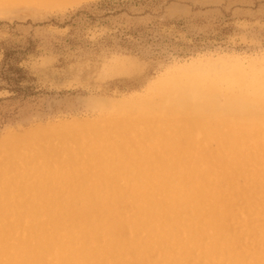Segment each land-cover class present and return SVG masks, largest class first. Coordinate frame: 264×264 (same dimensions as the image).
I'll return each instance as SVG.
<instances>
[{"label": "rangeland", "instance_id": "1", "mask_svg": "<svg viewBox=\"0 0 264 264\" xmlns=\"http://www.w3.org/2000/svg\"><path fill=\"white\" fill-rule=\"evenodd\" d=\"M103 1L128 0H19L0 8V251L4 247L9 258L4 261L10 262L15 250L25 245H37L34 238L37 236L46 242L58 239L63 258L69 257L71 250H83L100 262L106 260L107 264H179L186 258L184 255H189L192 264L208 261L207 264H228L226 257L225 260L218 256H212L208 261L204 259L205 251L209 250L204 241L217 242L224 233L225 240L232 243L226 247L232 250L227 257L245 258L246 264L254 261L264 264V182H259L260 177L264 180V150L262 155L247 154L258 158V164L235 166L227 171L224 156L216 154L217 146L203 144L202 160L209 168L212 166L208 171H213V182L209 184L202 174L192 178L199 180L198 197L202 195L200 198L209 202L207 206L199 210L190 208L186 203L195 200L194 194L184 196V199L175 195V198L173 193L186 192L193 185L179 188L173 181L178 175L172 172L164 178L169 179L164 182L166 187L169 182L168 192L165 189L153 193L146 189L134 202L135 207L128 205L119 213H113L109 205L115 202L129 204L127 195L137 182L135 177L130 181L132 175L125 174L126 171L133 169V173L143 175L142 170L130 162L133 158L123 155L130 162L124 164L120 158L109 156L113 160L107 164V158L101 160L100 147L92 158L85 142L78 139L72 148L82 154H69L75 164L64 179L56 172L57 167L64 165L57 163L51 155L61 148L63 137H78L85 131L94 133L101 129L106 133L105 149L111 153L120 149L116 140L120 133L128 135L135 150L134 138L148 137L149 130L155 131L157 127L162 133L170 134L173 128H188L190 121L209 122L211 125L202 131L209 134L236 129L238 126L233 122L236 115L225 106L223 94L211 104H200L195 88L208 89L214 74L235 72L238 64L246 72L252 65L264 66V0H160L155 4L132 5L112 11L99 9ZM119 11L120 14H115ZM129 31L131 34L126 35ZM17 70L21 71L17 73ZM168 80L180 81L186 90L188 105L177 113L171 110L168 99L162 101L161 107L157 106V96L164 97L166 87L160 84ZM218 87L224 89L225 83H219ZM249 88L247 80L242 89L248 93ZM150 92L153 97L147 104L150 103L152 108L140 118L156 122V125L140 130L131 127L129 120L139 117L138 114L131 115V109L148 100ZM141 112L145 113V110ZM246 112L256 114L252 109ZM133 131L137 133L131 135ZM112 136L116 137L112 139ZM28 151L38 157L40 153H46V161H43L50 165V172L25 173L18 158ZM163 159L170 162L172 158L165 154ZM112 165V173L103 172ZM189 168L186 172L191 170ZM84 182L97 189L79 188L85 187ZM143 183L139 182L137 189H141ZM46 185H51L49 190L44 189ZM113 185L122 192H113ZM93 191L91 196H86ZM38 192L46 196H39ZM168 199L180 200V204L174 213L153 214L155 219L151 224L159 228L161 235L150 238L143 229L149 206L143 203L169 202ZM86 203H90L89 206ZM101 203H106L98 212L101 221H113L116 228L111 234H98L85 246L81 238L90 234L91 226L82 218H76L86 209L97 213L99 206L96 204ZM188 208L192 209L189 213ZM164 217H175L171 230L161 222ZM221 231L223 233H219ZM129 239V243L125 242ZM43 264L61 263L47 257Z\"/></svg>", "mask_w": 264, "mask_h": 264}, {"label": "bare ground", "instance_id": "2", "mask_svg": "<svg viewBox=\"0 0 264 264\" xmlns=\"http://www.w3.org/2000/svg\"><path fill=\"white\" fill-rule=\"evenodd\" d=\"M19 0H0V8L1 7H6L12 4H16ZM21 1V0H20ZM57 1V0H56ZM66 1V0H65ZM68 1V0H67ZM71 1V0H70ZM59 2V1H58ZM21 3V2H20ZM57 4V3H56ZM47 5V4H46ZM59 5V4H57ZM56 6V5H54ZM48 7V6H47ZM62 8V7H61ZM29 10V9H28ZM222 67V66H221ZM210 70V69H209ZM226 70V69H225ZM249 70V71H248ZM246 72L243 70L239 64L235 67L234 71L231 72H225L224 74H214L213 80L211 81V84L209 85L208 89L198 90V88H195V91L197 92L198 95V102L200 104H205V103H213L215 98L218 97L219 94H223L222 96L225 98V102L227 108L236 115L235 120L233 122H236L237 128L236 129H230L229 131H224L219 134H209L207 131L202 132L206 130L211 124L209 122L205 123H200V122H190L188 124V128H177L175 130L172 129V133H166V132H161L159 129L156 128L155 131L149 130L148 132V137L147 136H142L139 135L138 137L134 138V141L139 145L140 151L138 150V146L135 150L132 149L131 145L132 142L129 139L128 135L125 133H120L118 135V140L119 142V147L120 149L118 150H112V152H107L105 149L106 142L108 135L106 133H103L101 129L99 131H96L94 133H88V132H83L80 136H72V137H63L61 139V148L58 149L57 151L51 152V155L56 158L57 163H61L64 166H61L63 168H58L57 167V174L60 175H65L67 177V174L70 173L71 169L73 168V163L71 159L69 158L72 156V154H82L79 151L74 152L72 145H75L78 142V139H81L83 142L86 144V148L91 151L90 157L93 158L92 154L95 153L94 151L97 150L98 147L101 148V155L102 156L101 160L104 158H107V164L112 163L111 157H118L120 158V161H122L124 164L129 162V159L126 158L125 156L129 158H133L130 162H132L136 167L142 170V174H136L132 172V170L126 171L125 174L132 175L129 176V180L133 181L134 177L136 179V184L131 187V191L129 193V204H119L118 202L111 203L109 206L111 207V210L113 213H119L122 212L125 207L134 206L138 197L142 195L143 191L147 189V191H153V193H159L165 189H170L168 186L169 182L167 183V187L164 185L165 181H168L169 179L164 178L166 176H169L172 172H175L178 177H175L173 180L174 184H176L179 188H182L186 184H191L193 185L192 188L188 187L189 189L186 190H179L177 191L176 194L173 193V196H180L184 197L187 195H191L195 197V200L189 201L186 204L196 210H199L200 207H204L208 205V201L203 197L200 198L198 197V187L200 188L199 180L193 179L192 176L198 177L199 174L204 175L203 178L208 180V183L210 184L213 178V175L211 174L212 172L208 171V169L212 168V166L209 168L208 163L204 162L202 160V146L203 144H214L217 146V155L218 157H223L224 156V166L227 171H230L233 167L239 166V167H244L245 165L252 163L256 164L258 161V158H252L250 155L248 156L250 152L257 153L262 155L263 150H264V66H255L252 65ZM197 71V70H196ZM205 71V70H203ZM120 72V71H119ZM182 75V74H181ZM197 76V75H196ZM197 78V77H196ZM206 78V77H205ZM209 78V77H208ZM207 78V79H208ZM204 79V78H203ZM209 80V79H208ZM249 80L250 82V88L249 92L245 93L243 91V87L246 84V81ZM201 81V80H200ZM180 82V81H179ZM179 82H174L173 80H168L166 82H162L160 85H164L165 90H164V97L162 96H157L159 99L157 102V106L161 107L162 101L168 99L171 102V110H175V112L181 111L187 103V95H186V90L182 88L181 84ZM182 82V80H181ZM197 82V81H196ZM210 82V81H209ZM224 82L225 83V88L221 89L218 87V84ZM208 83V82H207ZM187 84V83H186ZM193 85V84H192ZM207 85V86H208ZM247 86V85H246ZM157 87V85H156ZM193 87V86H192ZM159 88V87H158ZM186 88V87H185ZM188 90V89H187ZM157 91V89H156ZM155 92V89L154 91ZM193 92V91H192ZM156 93V92H155ZM194 93V92H193ZM196 94V93H195ZM150 97H148V100H146L141 106L137 108H132L131 109V115H136L138 114L139 117H137L135 120H129L130 126L134 128H138L139 130L142 128L147 127H152L155 126L156 122L153 121H144L140 117L146 114L151 108V104L147 102L149 101L150 98L153 97V93L150 92L149 94ZM191 99V98H190ZM194 100V99H193ZM220 100V99H219ZM216 101V100H215ZM217 103V102H216ZM190 104V103H189ZM199 104V105H200ZM156 105V104H155ZM208 104H206L207 106ZM218 105V103L216 104ZM124 106V104H123ZM133 106V105H132ZM203 106V105H202ZM205 106V107H206ZM113 107V106H112ZM115 107V106H114ZM131 106L128 108L130 109ZM141 107V109H140ZM208 107V106H207ZM107 108V107H106ZM105 108V109H106ZM196 108V107H195ZM194 109V108H193ZM252 109L255 110L256 114H248L246 110ZM109 110V109H108ZM123 110V109H122ZM145 113L141 112L144 111ZM106 111V110H104ZM124 111V110H123ZM126 111V110H125ZM223 111V110H222ZM250 111V110H249ZM163 112V111H162ZM194 112V111H193ZM196 112V111H195ZM212 112V111H211ZM185 113V112H184ZM199 113V112H198ZM226 114V113H225ZM230 114V112H229ZM207 115V114H206ZM210 115V114H209ZM215 116V115H214ZM224 116V115H222ZM193 117V116H192ZM203 117V116H202ZM126 118V117H125ZM148 118V117H147ZM231 118V117H230ZM131 119V118H130ZM191 119V118H190ZM227 119V118H226ZM118 120V119H117ZM192 120V119H191ZM197 120V119H196ZM213 120V118H212ZM229 120V119H228ZM231 120V119H230ZM185 121V120H184ZM198 121V120H197ZM217 121V120H216ZM227 121V120H226ZM127 122V121H126ZM187 122V121H186ZM125 123V122H121ZM120 123V124H121ZM182 124V123H181ZM216 124V122H215ZM228 126L230 123H227ZM101 126V123L99 124ZM179 125V123H178ZM108 126V125H107ZM128 126V125H127ZM174 126V125H173ZM218 126V125H217ZM220 126V125H219ZM213 127V125H212ZM84 128V127H83ZM95 128V126H94ZM110 128V127H109ZM126 128V127H125ZM153 128V127H152ZM163 128V127H162ZM170 128V127H169ZM221 128V127H220ZM228 128V127H227ZM91 129V128H89ZM119 129V128H118ZM129 129V128H128ZM79 130V129H78ZM86 130V129H85ZM88 130V129H87ZM131 130V128H130ZM133 130V129H132ZM135 130V129H134ZM163 130V129H162ZM213 130V129H212ZM84 131V130H83ZM89 131V130H88ZM107 131V130H106ZM115 131V130H114ZM119 131V130H118ZM165 131V130H164ZM168 131V129H167ZM131 132V131H130ZM144 132V131H143ZM170 132V131H169ZM46 133V132H45ZM137 133V131H133V134L130 133L131 135H134ZM30 134V133H29ZM61 134V133H60ZM143 134V133H142ZM27 135V133H26ZM33 135V134H32ZM113 135V133H112ZM202 135V136H200ZM31 136V135H30ZM110 136V135H109ZM112 136L111 138H113ZM133 137V136H131ZM53 140V139H52ZM137 140V141H136ZM42 141V140H41ZM113 141V140H112ZM54 142V141H53ZM60 143V142H59ZM111 143V142H110ZM123 143V144H121ZM34 144V143H31ZM113 144V143H112ZM18 146V145H17ZM31 146V145H30ZM212 146V145H211ZM113 147V145H112ZM210 147V146H209ZM5 148V147H4ZM8 148V147H7ZM45 148V147H44ZM115 148V147H114ZM118 148V147H117ZM206 148V147H205ZM212 148V147H211ZM1 149V148H0ZM19 149V148H18ZM79 149V148H78ZM210 149V148H209ZM211 150V149H210ZM6 151V150H5ZM25 151V150H24ZM206 151V150H205ZM1 152V151H0ZM98 152V151H96ZM100 152V150H99ZM121 153V154H120ZM214 153V151H213ZM25 154V153H24ZM41 156H37L35 153L31 152H26L24 156H19V160H21L22 165L24 167L25 173L32 174L37 172H45L49 173L50 170H48L50 165H46L44 161H46V153H40ZM168 154L171 156V161L170 162H165V158L163 157ZM207 154V153H206ZM19 155V153L17 154ZM125 155V156H123ZM111 156V157H109ZM211 156V155H210ZM260 157V156H258ZM264 157V156H263ZM83 158V157H82ZM204 158V157H203ZM206 158V156H205ZM261 158V157H260ZM14 159V158H13ZM16 159V158H15ZM210 159V158H209ZM216 159V158H215ZM44 160V161H43ZM96 160V159H95ZM99 160V161H101ZM211 160V159H210ZM214 160V158H213ZM90 161V160H89ZM169 161V160H168ZM207 161V159H206ZM220 161V160H219ZM87 162V161H86ZM129 162V163H130ZM217 162V161H216ZM117 163V162H116ZM131 163V164H132ZM99 164V163H97ZM118 164V163H117ZM215 164V163H214ZM258 164V163H257ZM101 165V162H100ZM217 165V164H216ZM219 165V164H218ZM250 165V164H249ZM29 166V167H28ZM120 166V165H119ZM248 166V165H247ZM32 167V168H31ZM95 167V165H94ZM110 167V166H109ZM190 167L188 172H186V168ZM222 167V166H221ZM220 167V169H222ZM246 167V166H245ZM250 167V166H249ZM252 167V166H251ZM101 168V166H100ZM118 168V167H117ZM216 168V167H215ZM254 168V166H253ZM124 169H128L127 167ZM249 169V168H248ZM263 169V168H261ZM260 169V170H261ZM10 170V169H9ZM8 170V171H9ZM119 170V169H118ZM123 170V169H122ZM224 170V169H223ZM247 170V169H246ZM251 170V169H249ZM114 171V167L108 169H104L103 172L107 173L109 172L112 173ZM237 171V170H236ZM248 171V170H247ZM253 171V170H252ZM259 171V170H258ZM119 172V171H118ZM149 174H145L148 173ZM186 175H185V173ZM250 172V171H249ZM254 172V171H253ZM55 173V172H54ZM242 173V172H241ZM41 174V173H40ZM85 174V173H84ZM87 174V173H86ZM120 174V173H119ZM174 174V173H173ZM219 174V173H218ZM227 174V173H226ZM225 174V175H226ZM229 174V173H228ZM227 174V175H228ZM142 175V176H141ZM261 175V174H260ZM43 176V175H42ZM63 177L66 179V177ZM172 176V175H171ZM176 176V175H175ZM221 176V175H220ZM241 176V175H240ZM250 176V175H249ZM258 176V175H257ZM144 177V178H143ZM201 177V176H200ZM222 177V176H221ZM224 177V176H223ZM229 177V176H228ZM202 178V179H203ZM217 178V176H216ZM234 178V176H233ZM260 177L259 182H264L263 179ZM86 179V178H83ZM199 179V178H198ZM215 179V178H214ZM213 179V180H214ZM128 180V181H129ZM162 180L161 182H159ZM216 180V179H215ZM222 180V179H221ZM224 180V178H223ZM72 181V180H71ZM144 182L143 185L141 186V189H137V185L139 182ZM217 181V180H216ZM229 181V180H228ZM256 181V180H255ZM44 182V181H43ZM77 182V181H76ZM75 182V183H76ZM159 182V183H157ZM171 182V181H170ZM221 182V181H220ZM223 182V181H222ZM248 182V181H247ZM73 183V182H72ZM219 183V182H218ZM232 183V182H231ZM241 183V182H240ZM74 184V183H73ZM82 184V183H81ZM131 184V183H130ZM166 184V183H165ZM172 184V183H171ZM170 184V185H171ZM246 184V183H245ZM258 184V183H257ZM79 185V184H78ZM105 185V184H103ZM121 185V184H120ZM197 185V186H196ZM243 185V184H242ZM76 187V185H73ZM85 187H79V188H88V190H95L96 188H93L91 186L94 185H89L87 182H84ZM188 186V185H187ZM185 186V187H187ZM51 185H46L44 186V189L49 190ZM172 187V186H171ZM217 187V186H216ZM219 187V186H218ZM74 188V187H73ZM174 188V187H173ZM224 188V187H223ZM249 188V187H248ZM252 188V187H251ZM167 189V192H168ZM201 189V188H200ZM246 190V189H245ZM112 191L119 193L122 192V190H119L115 185L112 186ZM176 191V190H175ZM181 191V192H180ZM242 191V189H241ZM45 192V191H43ZM95 191L92 193H87L86 196H91ZM166 192V193H167ZM174 192V191H173ZM209 191H207L208 193ZM214 192V191H213ZM240 190L238 191V193ZM202 193V192H200ZM207 193H205L207 195ZM247 193V192H246ZM264 193V192H263ZM203 194V193H202ZM231 194V193H230ZM233 194V193H232ZM37 195H42L46 196L42 192H38ZM124 195V194H123ZM122 195V196H123ZM158 195V194H156ZM234 195V194H233ZM249 195V194H248ZM165 196V195H164ZM210 196V195H209ZM235 196V195H234ZM238 196V195H237ZM236 196V197H237ZM250 196V195H249ZM190 197V196H189ZM213 197V196H212ZM251 197V196H250ZM260 197V196H259ZM176 198V197H175ZM187 198V197H186ZM185 198V199H186ZM184 199V198H183ZM189 199V198H188ZM187 199V200H188ZM209 199V198H208ZM158 200V199H157ZM169 200V199H168ZM173 200H169V202H160L156 201L153 203H149V205L146 203H143L146 206H149V211L147 214V219L145 220L143 226H144V233L150 237L153 238L154 236H159L161 235L159 232V228L157 226H153L151 224V221L155 219L154 213L161 214V212H168V213H174L175 208H177L179 201L175 202ZM190 200V199H189ZM213 200V199H212ZM241 200V199H240ZM253 200V199H252ZM177 201V200H176ZM262 201V200H261ZM260 201V202H261ZM183 202V201H182ZM186 202V200H185ZM226 202V201H225ZM241 203V202H240ZM245 203V201H244ZM263 203V202H262ZM86 203V206H89ZM106 203H101L96 204L99 206V208L95 211L97 213H94L91 209H86L83 212L77 216L76 219H83L84 221H87L90 223L91 229H96V232H93V230L90 229V234H85L81 238L82 243L85 246H88V243L91 240H94L95 236L98 234H111L113 230L116 228V224L113 223V221L105 220L101 221V214L98 213L101 211V206H103ZM185 204V203H184ZM232 204V203H231ZM230 204V205H231ZM238 204V203H237ZM261 204V203H260ZM122 205V206H121ZM170 205V206H168ZM253 205V204H251ZM263 205V204H262ZM181 206V205H179ZM229 206V205H228ZM243 206V205H242ZM135 207V206H134ZM182 207V206H181ZM212 207V206H211ZM234 207V206H232ZM186 208V207H185ZM213 208V207H212ZM226 210V207H224ZM189 209V208H188ZM191 209V210H192ZM179 210V209H178ZM190 210V209H189ZM188 213L191 212V210ZM203 210V209H202ZM215 210V208H214ZM229 210V209H228ZM154 211V212H153ZM181 210H179L180 212ZM206 211V210H205ZM208 211V210H207ZM223 211V210H222ZM178 212V213H179ZM187 212V211H186ZM198 212V211H197ZM200 212V211H199ZM225 212V211H224ZM239 212V211H238ZM263 212V211H262ZM176 213V212H175ZM181 213V212H180ZM209 213V212H208ZM207 213V214H208ZM214 213V212H213ZM211 213V214H213ZM223 213V212H222ZM184 214V213H183ZM205 214V213H204ZM217 214V213H216ZM153 215V216H152ZM179 215V214H177ZM182 215V214H181ZM215 215V214H214ZM240 215V213H239ZM242 215V214H241ZM200 216V214H199ZM205 216V215H204ZM203 216V217H204ZM207 216V215H206ZM212 216V215H211ZM163 217V216H162ZM178 217V216H177ZM217 217V216H216ZM165 219L161 221L165 226L166 229H170L174 227V221L173 219L175 218H167L164 217ZM183 218V217H182ZM195 218V217H194ZM212 218V217H211ZM98 219V220H95ZM180 219V218H179ZM218 219V218H217ZM186 220V219H185ZM212 220V219H211ZM221 220V219H220ZM231 220V219H230ZM173 221V222H172ZM202 221V220H201ZM232 221V220H231ZM160 222V224H161ZM215 222V221H214ZM253 222V221H252ZM209 223V222H208ZM197 222L195 223V225ZM182 225V224H181ZM221 225V224H218ZM263 226V225H262ZM31 227V226H30ZM189 227V226H188ZM198 227V226H197ZM200 227V226H199ZM220 227V226H219ZM222 227V226H221ZM257 227V225H256ZM261 227V226H260ZM264 227V226H263ZM195 228V227H194ZM50 229V228H49ZM47 229V230H49ZM189 229V228H188ZM196 229V228H195ZM220 229V228H219ZM171 230V229H170ZM193 229H191L192 231ZM208 230V229H207ZM221 230V229H220ZM230 230V229H229ZM31 231V230H30ZM190 231V230H189ZM205 231V230H204ZM203 231V232H204ZM214 231V230H213ZM223 231V230H222ZM219 233H223V232ZM255 232V230H253ZM252 231V233H253ZM178 232V231H177ZM182 232V230H181ZM187 232V231H186ZM227 232V230H226ZM231 232V231H230ZM129 233V232H128ZM164 233V232H163ZM165 234V233H164ZM180 234V233H179ZM183 234V233H182ZM181 234V235H182ZM203 234V233H202ZM205 234V233H204ZM203 234V235H204ZM215 234V233H214ZM250 234V233H249ZM263 234V233H262ZM167 235V234H166ZM193 235V234H192ZM196 235V233H195ZM199 235V234H198ZM264 235V234H263ZM129 236V235H128ZM208 236V234H207ZM210 236V235H209ZM212 236V235H211ZM214 236V235H213ZM224 236V233H223ZM220 237L218 240L215 241H208L205 240V244L209 247V250H206L204 253V259L208 261L209 258L212 256H218L220 259L225 260V257L227 258V261L225 260L226 263L228 264H246L245 258L241 259H236L234 257H227L231 254L232 250L229 247L230 245L228 243H231L229 241H226L225 237ZM226 236V235H225ZM236 236V235H235ZM243 236V235H242ZM245 236V235H244ZM247 236V235H246ZM254 236V235H253ZM172 237V236H171ZM184 237V236H183ZM234 237V236H233ZM35 241L37 245L33 247L29 246H24L21 249L15 250V254L13 255L12 259L10 262L4 261V259L7 260V256L4 253V247H1L0 251V264H43V259L47 257H51L53 259H56L57 262L61 264H107L108 262L106 260H101L98 261V258L95 257L93 254H87L88 252L81 250L80 251H70V256L67 258H63L61 254L63 253V248L61 247L58 239L52 238L48 240L47 242L44 241L43 237H37L34 236ZM192 238V236L190 237ZM212 238V237H209ZM218 238V237H217ZM244 238V237H243ZM216 239V238H215ZM236 239V238H235ZM238 239V238H237ZM241 239V238H240ZM182 240V239H181ZM214 240V239H213ZM125 241V240H124ZM123 241V242H124ZM155 241V240H154ZM187 241L188 238H187ZM193 241V240H192ZM231 241V240H230ZM240 241V240H239ZM238 241V242H239ZM248 240H246L247 242ZM263 241V240H262ZM44 242V243H43ZM127 243L130 242V239L125 241ZM159 242V241H158ZM164 242V241H163ZM180 242V241H179ZM201 242V241H200ZM237 242V241H236ZM118 244V242H116ZM115 243L114 246H117ZM153 243V241H152ZM161 243V242H160ZM197 243V241H196ZM203 243V242H202ZM234 243V241H233ZM245 243V242H244ZM243 243V244H244ZM144 244V243H143ZM162 244V243H161ZM195 244V242H194ZM232 244V243H231ZM141 245V244H140ZM200 245V244H199ZM245 245V244H244ZM162 246V245H161ZM166 246V245H165ZM202 246V245H201ZM222 246H225L224 249H222ZM234 246V245H233ZM243 246V245H242ZM155 247V246H154ZM246 247V246H245ZM117 248V247H116ZM151 248V247H148ZM156 248V247H155ZM206 248V246H205ZM259 248V247H258ZM163 249V248H162ZM207 249V248H206ZM65 250V248H64ZM161 250V249H160ZM235 250V249H233ZM239 250V249H237ZM248 250V248H247ZM111 251V250H110ZM134 251V250H132ZM201 252V251H200ZM221 252V254H220ZM7 253V251H6ZM216 253H219L220 255H216ZM234 253V251H233ZM236 253V252H235ZM180 254V252L178 253ZM201 254V253H200ZM238 254V253H237ZM244 254V253H243ZM235 255V254H234ZM242 255V253L240 254ZM246 255V254H244ZM9 256V255H8ZM186 258H182V260L179 262V264H192L189 258V255H184ZM236 256V255H235ZM238 256V255H237ZM250 254L248 255V257ZM255 256V255H254ZM245 257V256H244ZM253 257V256H252ZM192 258V257H191ZM200 258V257H199ZM199 258H196L197 260ZM9 259V258H8ZM193 259V258H192ZM250 259V257H249ZM262 259V258H261ZM261 259H258L261 260ZM64 260V261H62ZM202 260V259H201ZM254 260V259H253ZM252 260V261H253ZM62 261V262H61ZM173 261V260H171ZM264 261V260H263ZM103 262V263H102ZM119 262V261H116ZM199 262V261H198ZM201 262V261H200ZM199 262V263H200ZM212 262V261H211ZM170 263V261H169ZM195 263V262H194ZM209 263V261L207 262ZM206 263V264H207ZM213 263V262H212ZM177 264V263H175ZM222 264V263H220ZM252 264H263L261 262H256L254 261Z\"/></svg>", "mask_w": 264, "mask_h": 264}, {"label": "trees", "instance_id": "3", "mask_svg": "<svg viewBox=\"0 0 264 264\" xmlns=\"http://www.w3.org/2000/svg\"><path fill=\"white\" fill-rule=\"evenodd\" d=\"M160 0H128V1H119V2H115V1H103L99 4V9L100 10H113L114 8H126L128 6H146V5H150V4H155L157 2H159ZM111 10V11H112ZM121 12H117L115 14H120ZM131 34V32H127L126 35ZM124 35V36H126ZM133 35H136L135 33H133ZM123 36V37H124ZM21 70H17V73H19Z\"/></svg>", "mask_w": 264, "mask_h": 264}]
</instances>
